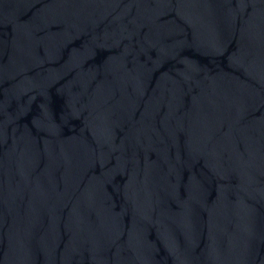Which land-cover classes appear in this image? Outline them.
<instances>
[{
	"label": "water",
	"instance_id": "1",
	"mask_svg": "<svg viewBox=\"0 0 264 264\" xmlns=\"http://www.w3.org/2000/svg\"><path fill=\"white\" fill-rule=\"evenodd\" d=\"M0 264H264V0H0Z\"/></svg>",
	"mask_w": 264,
	"mask_h": 264
}]
</instances>
